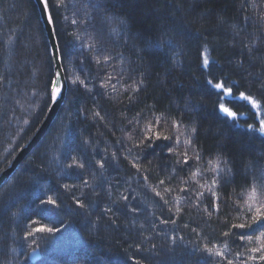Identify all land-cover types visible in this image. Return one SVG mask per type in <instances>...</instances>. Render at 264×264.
Here are the masks:
<instances>
[{
    "label": "trees",
    "instance_id": "1",
    "mask_svg": "<svg viewBox=\"0 0 264 264\" xmlns=\"http://www.w3.org/2000/svg\"><path fill=\"white\" fill-rule=\"evenodd\" d=\"M47 2L68 89L0 187V264H264L231 227L264 203V0ZM53 80L36 3L0 0V174Z\"/></svg>",
    "mask_w": 264,
    "mask_h": 264
},
{
    "label": "water",
    "instance_id": "2",
    "mask_svg": "<svg viewBox=\"0 0 264 264\" xmlns=\"http://www.w3.org/2000/svg\"><path fill=\"white\" fill-rule=\"evenodd\" d=\"M34 2L36 3V6L38 8L50 48L54 70L53 83L59 86L60 94L55 99H52L51 97V104L43 122L41 123L35 134L17 152L7 168L0 174V186L10 178V176L15 172L21 162L27 157V155L32 151V149L39 143V141L49 130L62 105L64 104L68 89V82L61 60V54L54 29L53 19H51V21H49L48 19V17L51 16L48 2L47 4H45L44 0H34Z\"/></svg>",
    "mask_w": 264,
    "mask_h": 264
},
{
    "label": "snow or ice",
    "instance_id": "3",
    "mask_svg": "<svg viewBox=\"0 0 264 264\" xmlns=\"http://www.w3.org/2000/svg\"><path fill=\"white\" fill-rule=\"evenodd\" d=\"M45 4H47V0H44ZM49 21H51L52 17L49 16L48 17ZM73 23H75V21H73ZM249 51H251V48H249ZM205 65L208 64L207 59H205L204 61ZM81 83H83V81H81ZM209 83H211V81H209ZM217 88H223L224 85L223 83H218L215 85ZM227 91L229 93H231V89H227ZM60 94V88L57 84L53 83L52 85V93H51V97L52 99H55L58 95ZM241 97H243L246 100H249L253 105L259 107V105L257 104V102L250 96V95H246L245 93H241L240 94ZM224 111L232 117L236 116L235 112H232L230 110H228L227 108L224 109ZM97 115H99V113H97ZM249 127H252L251 125H249ZM260 131L264 132V120H262L260 122ZM160 136L159 134H157V139H159ZM169 137L164 136L163 139L167 140ZM185 163H187V160L184 161ZM80 167H83V165H79ZM101 167H103V163L100 164ZM161 183H163V181H161ZM213 183H215V181H213ZM157 195H160V193H157ZM123 199L127 200V197H123ZM250 199L255 200V189H253V195L250 197ZM48 203H52L54 204L55 201L49 200ZM83 206V205H81ZM247 211L249 213H252L251 216V223L249 224H245V223H239V224H232L231 227L232 228H237V229H245V228H252L253 224L258 225V228L255 229L256 231L259 230V228H264V203H260V204H248L247 205ZM49 232L52 231V229H48ZM224 236H228L229 233L225 232L223 233ZM247 240L248 244H252L253 243V238L251 235H248L247 233H241L240 234V240ZM256 240L259 241V247H255L251 249V252L253 253H261L259 255V257L256 256H252L250 257L251 259H259L260 261H264V232H261V234L256 237ZM204 252H206L209 256H218L221 257L222 259L225 258V254L221 251H216L210 248L205 247L203 249ZM227 264H233L232 260H228Z\"/></svg>",
    "mask_w": 264,
    "mask_h": 264
},
{
    "label": "bare ground",
    "instance_id": "4",
    "mask_svg": "<svg viewBox=\"0 0 264 264\" xmlns=\"http://www.w3.org/2000/svg\"><path fill=\"white\" fill-rule=\"evenodd\" d=\"M50 127H51V126H50ZM46 133H47V132H46ZM29 154H30V153H29ZM29 154H28V155H29ZM28 155H27V156H28ZM15 171H16V170H15ZM10 177H11V176H10ZM7 181H8V180H7ZM1 186H2V185H1ZM1 186H0V187H1Z\"/></svg>",
    "mask_w": 264,
    "mask_h": 264
}]
</instances>
